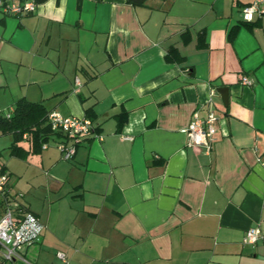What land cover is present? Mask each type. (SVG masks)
I'll return each mask as SVG.
<instances>
[{
	"label": "crops",
	"instance_id": "1",
	"mask_svg": "<svg viewBox=\"0 0 264 264\" xmlns=\"http://www.w3.org/2000/svg\"><path fill=\"white\" fill-rule=\"evenodd\" d=\"M34 1L31 13L0 12V110L20 98L64 115L89 108L100 138L82 136L70 159L53 138L18 156L32 195L12 179L7 203L43 225L22 255L264 264V11L247 23L240 8L251 0ZM194 111L216 117L208 149L187 144ZM250 227L260 237L244 243Z\"/></svg>",
	"mask_w": 264,
	"mask_h": 264
},
{
	"label": "built area",
	"instance_id": "2",
	"mask_svg": "<svg viewBox=\"0 0 264 264\" xmlns=\"http://www.w3.org/2000/svg\"><path fill=\"white\" fill-rule=\"evenodd\" d=\"M36 3L34 0H0V12L3 15H22L34 11ZM264 7V0H251L240 8L241 20L243 22H253L255 15L260 14ZM251 16V19L246 17ZM242 82L249 84L246 77L242 78ZM0 110V114H1ZM5 117H9L11 110L2 113ZM216 117L210 111L205 118L199 116L194 111L191 119L185 129L187 136V144L189 146H205L210 148L214 140ZM47 121L50 128L54 132H59L68 136V140L61 137L55 142L56 147L61 151L64 159H70L75 151V146L82 136L93 135L100 138L95 132V126L90 118L86 116L64 115L58 110H51L47 114ZM46 145H43V148ZM264 164V161H262ZM9 175L0 170V198L4 200L0 203V264H31L27 258L21 253V248L28 244L39 240L43 225L37 216L30 212H22L20 216H16L14 209L7 203V184ZM3 204V205H2ZM260 237L257 227H250L245 231L243 242L254 243ZM57 257L62 264H69L68 258L64 252L58 251Z\"/></svg>",
	"mask_w": 264,
	"mask_h": 264
},
{
	"label": "trees",
	"instance_id": "3",
	"mask_svg": "<svg viewBox=\"0 0 264 264\" xmlns=\"http://www.w3.org/2000/svg\"><path fill=\"white\" fill-rule=\"evenodd\" d=\"M127 1L133 5H140L145 2V0ZM203 36V32L199 33V40L203 41ZM49 111L51 110H47L41 102L20 98L15 101L9 117H5L2 113L0 114V134L10 133L13 135V141L10 146L12 154L21 156L23 152L25 156L28 152L37 153L42 145L51 138L55 139V141H59L61 137H64L65 141L69 139L68 136L52 131L47 121ZM85 116L92 121V114L89 108L85 109ZM24 135L29 142L27 151H21L22 147L18 145L24 139ZM0 170L4 172L3 167H0Z\"/></svg>",
	"mask_w": 264,
	"mask_h": 264
},
{
	"label": "rangeland",
	"instance_id": "4",
	"mask_svg": "<svg viewBox=\"0 0 264 264\" xmlns=\"http://www.w3.org/2000/svg\"><path fill=\"white\" fill-rule=\"evenodd\" d=\"M11 137L10 136H0V150H1V157H0V161L5 162L9 165L10 169L13 168H17L18 172V176L21 175L20 177L17 178V176H14V174H12V176H10L9 181H11L12 179L16 181H18L16 183V186L14 187V189L21 191L25 197H31V186L27 184V177H28V173L26 172V168L23 165V163H21L22 161L17 159L18 156L14 155L11 153L10 149H9V145L11 143ZM25 142V141H23ZM24 156V153H22V155L20 156L21 158ZM20 158V159H21ZM30 176V175H29ZM37 192H41V189H37ZM19 195V194H18Z\"/></svg>",
	"mask_w": 264,
	"mask_h": 264
},
{
	"label": "water",
	"instance_id": "5",
	"mask_svg": "<svg viewBox=\"0 0 264 264\" xmlns=\"http://www.w3.org/2000/svg\"><path fill=\"white\" fill-rule=\"evenodd\" d=\"M225 89H226V88H220V89H219V92H220V94H221V97L224 99L225 103H227V96L225 95V92H226ZM223 93H224V94H223Z\"/></svg>",
	"mask_w": 264,
	"mask_h": 264
},
{
	"label": "clouds",
	"instance_id": "6",
	"mask_svg": "<svg viewBox=\"0 0 264 264\" xmlns=\"http://www.w3.org/2000/svg\"><path fill=\"white\" fill-rule=\"evenodd\" d=\"M247 19H251V16L246 17Z\"/></svg>",
	"mask_w": 264,
	"mask_h": 264
}]
</instances>
